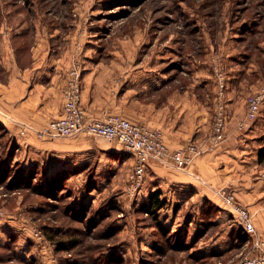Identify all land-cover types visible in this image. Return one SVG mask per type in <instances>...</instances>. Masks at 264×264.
I'll use <instances>...</instances> for the list:
<instances>
[{
  "label": "rangeland",
  "instance_id": "rangeland-1",
  "mask_svg": "<svg viewBox=\"0 0 264 264\" xmlns=\"http://www.w3.org/2000/svg\"><path fill=\"white\" fill-rule=\"evenodd\" d=\"M79 11L88 16L83 30L86 46H97L95 54L103 59L114 58L119 47L128 51L127 58L136 51L147 58L157 50L148 46L158 30L169 32L165 39L170 40L167 45L165 39L159 40L163 43L159 47L173 46L179 54L183 50L196 54V46L209 38V30L218 34L213 49L224 33L264 30V20L260 21L264 0H0V81L6 83L11 73L28 63L36 22L43 23L36 27L41 33L38 38L52 27L67 34L79 23L73 18ZM79 45L75 44L73 60L81 63ZM167 62L162 66L165 72L178 76L186 70V60ZM223 70L229 74L230 65ZM222 76L219 72L217 80ZM244 77L250 85L259 84L245 95V103L249 96L264 94V78H253L248 72ZM205 79L201 92L213 94ZM259 115L247 126H240L244 117L238 123L239 129L256 127L257 134L250 142L252 162L229 171V179L217 189L232 196L230 206L215 192L212 201L211 196L195 197L186 186L173 195L163 187L166 205L155 218L142 206L149 190L160 182L145 184L146 175L140 185L131 181L129 153L119 161L101 154H89L87 160L70 157L60 167L53 165L56 169L26 165L20 147L0 122V225L9 229L5 237L0 232V264H239L255 259L259 251L253 242L260 240L264 246V235L256 228V234H250L252 241L239 226L235 208L247 209L254 222L249 207L258 204L255 213L264 218V162L257 160L264 146V98ZM226 126L228 137L227 116Z\"/></svg>",
  "mask_w": 264,
  "mask_h": 264
},
{
  "label": "crops",
  "instance_id": "crops-1",
  "mask_svg": "<svg viewBox=\"0 0 264 264\" xmlns=\"http://www.w3.org/2000/svg\"><path fill=\"white\" fill-rule=\"evenodd\" d=\"M76 17L79 23L72 26L70 33L61 34L60 29L52 27L39 38L36 35L41 33L36 27L43 23L36 22L35 44L31 45L27 54L28 63L23 65V70H15L14 75L11 73L6 83L0 81V122L20 147L21 159L26 165L56 169L52 168L53 165L60 167L70 157L87 160L89 154H101L113 155L119 161L126 153L123 146L116 142L105 143L84 134L69 140L38 138L34 130L20 134V126L23 129L29 126L43 128L49 121L61 116L62 91L73 61L77 60H73L75 44H80L77 48H83V62H79L82 67L81 103L90 118L119 115L144 124L162 134L171 152L181 150L190 141L201 149V153L183 170L151 161L144 183L159 181L160 185H154L149 192L167 189V194L173 195L178 188L186 189V186L195 197L207 200L211 196V200L215 201L214 192L229 179V171L239 164L252 162L250 142L256 137V127L239 129L238 123L245 115V95L259 87V84L250 85L244 75L248 72L253 78H264V30L224 33L215 49L212 41L218 34L209 30V38L200 40L196 54L187 50L179 54L173 46L160 48L159 45L164 42L167 45L170 40L165 39L169 32L158 30L160 33H154L148 46V50L154 46L157 50H153L147 58L139 57L137 51L127 58L128 51L119 47L114 58L103 59L95 54L97 46H86L87 31L83 30L88 22L87 12L74 13L73 18ZM163 39V43L159 41ZM179 43L182 42L178 40ZM250 51L255 54L247 63L244 59L249 60ZM174 59L186 60V70L180 71L178 76L162 68L167 61ZM227 63L230 65L229 74L223 70ZM239 67L243 69L241 72ZM219 72H222L225 84L223 101L229 134L221 147L212 149L208 137L217 109ZM182 78H192V81ZM205 78L212 85L213 94L201 92L200 86ZM128 160L133 170L132 156L129 155ZM237 197L243 201L239 195ZM226 207L223 208L232 214ZM259 207L257 204L249 209L257 230L264 235V218L260 212L256 211L257 217L255 213ZM6 230H9L8 227L0 225L2 237H5ZM251 239L253 241L252 236Z\"/></svg>",
  "mask_w": 264,
  "mask_h": 264
},
{
  "label": "built area",
  "instance_id": "built-area-1",
  "mask_svg": "<svg viewBox=\"0 0 264 264\" xmlns=\"http://www.w3.org/2000/svg\"><path fill=\"white\" fill-rule=\"evenodd\" d=\"M81 69L80 63L74 60L62 91L61 116L49 121L41 130H35L30 126L24 127L20 132L21 135L28 130H34L36 135L42 139L73 138L84 134L103 138L108 142H116L122 145L124 150L132 156L134 164L130 179L136 185L143 182L148 164L151 161L183 170L201 153L199 146L192 141L181 150L171 152L159 131L119 115H108L103 119L90 118L81 103ZM218 88L217 111L208 137L212 149L219 148L227 139L223 78L218 79ZM263 98L264 94H256L247 98L246 113L240 126L256 121L261 112ZM215 193L228 205L233 202L232 196H226L224 192L218 190H215ZM235 209L237 222L242 230L246 234L255 235L257 231L249 211L245 208ZM261 244L263 242L260 240H254L253 248L259 251L255 254V259L246 260L239 264H264V246Z\"/></svg>",
  "mask_w": 264,
  "mask_h": 264
},
{
  "label": "trees",
  "instance_id": "trees-1",
  "mask_svg": "<svg viewBox=\"0 0 264 264\" xmlns=\"http://www.w3.org/2000/svg\"><path fill=\"white\" fill-rule=\"evenodd\" d=\"M263 20H264V13H261V19H260V21H263ZM241 41H243V40H241ZM252 56H253V51H250L249 52V55H248V59H251ZM257 157H258V159H257L258 160V163L262 164L264 162V146L261 147L258 150ZM165 205H166V200L162 198V192H161V190L156 189L154 191L149 192L148 198H147L146 202L144 203V205L142 206V211H144L145 213H147L149 215H152L155 218V215L161 209H163L165 207ZM72 244H73V242L71 243V245ZM74 245L75 244H73V246ZM71 249H72V246H71ZM0 263H2L1 260H0Z\"/></svg>",
  "mask_w": 264,
  "mask_h": 264
},
{
  "label": "bare ground",
  "instance_id": "bare-ground-1",
  "mask_svg": "<svg viewBox=\"0 0 264 264\" xmlns=\"http://www.w3.org/2000/svg\"><path fill=\"white\" fill-rule=\"evenodd\" d=\"M217 85H218V83H217ZM257 94V93H256ZM246 104V103H245ZM246 109V108H245ZM260 116V115H259ZM244 119V118H243ZM213 122V121H212ZM247 126V125H246ZM245 126V127H246ZM244 127V126H243ZM241 128V127H240ZM239 130V129H238ZM39 138V137H38ZM150 163V162H149ZM188 167V166H187ZM148 170V169H147ZM238 205H239V203H238ZM248 236V235H247ZM250 236V235H249ZM250 239H251V236H250ZM252 242V241H251ZM251 250V249H250ZM249 251V250H248ZM249 253V252H248Z\"/></svg>",
  "mask_w": 264,
  "mask_h": 264
}]
</instances>
